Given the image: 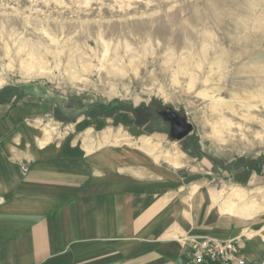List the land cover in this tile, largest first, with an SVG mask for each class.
Segmentation results:
<instances>
[{"label": "rangeland", "instance_id": "rangeland-1", "mask_svg": "<svg viewBox=\"0 0 264 264\" xmlns=\"http://www.w3.org/2000/svg\"><path fill=\"white\" fill-rule=\"evenodd\" d=\"M0 99L47 106L48 138L81 121L96 151L148 153L229 211H264V179L223 188L264 178V0H0Z\"/></svg>", "mask_w": 264, "mask_h": 264}, {"label": "crops", "instance_id": "crops-1", "mask_svg": "<svg viewBox=\"0 0 264 264\" xmlns=\"http://www.w3.org/2000/svg\"><path fill=\"white\" fill-rule=\"evenodd\" d=\"M46 110L0 105V264H189L207 237L237 239L248 264H264V211L233 213L206 178L166 174L148 153L96 151L81 121L48 138Z\"/></svg>", "mask_w": 264, "mask_h": 264}, {"label": "built area", "instance_id": "built-area-1", "mask_svg": "<svg viewBox=\"0 0 264 264\" xmlns=\"http://www.w3.org/2000/svg\"><path fill=\"white\" fill-rule=\"evenodd\" d=\"M27 172L26 167L23 168ZM189 264H248L242 255L237 239H216L212 237L195 239L191 244Z\"/></svg>", "mask_w": 264, "mask_h": 264}, {"label": "water", "instance_id": "water-1", "mask_svg": "<svg viewBox=\"0 0 264 264\" xmlns=\"http://www.w3.org/2000/svg\"><path fill=\"white\" fill-rule=\"evenodd\" d=\"M160 115L163 117L164 121L171 125V138L183 140L191 133L192 126L188 124L186 119L179 114L168 109Z\"/></svg>", "mask_w": 264, "mask_h": 264}, {"label": "trees", "instance_id": "trees-1", "mask_svg": "<svg viewBox=\"0 0 264 264\" xmlns=\"http://www.w3.org/2000/svg\"><path fill=\"white\" fill-rule=\"evenodd\" d=\"M1 98H3V97H1ZM6 103H7V101H6V100H5V101H3V100H1V99H0V105H1V104H6Z\"/></svg>", "mask_w": 264, "mask_h": 264}]
</instances>
